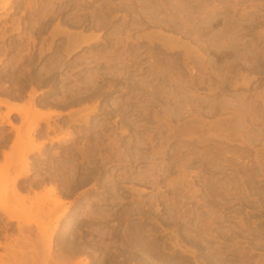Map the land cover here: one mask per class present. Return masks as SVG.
Instances as JSON below:
<instances>
[{
	"label": "rangeland",
	"instance_id": "obj_1",
	"mask_svg": "<svg viewBox=\"0 0 264 264\" xmlns=\"http://www.w3.org/2000/svg\"><path fill=\"white\" fill-rule=\"evenodd\" d=\"M0 100V264H264V0H0Z\"/></svg>",
	"mask_w": 264,
	"mask_h": 264
},
{
	"label": "bare ground",
	"instance_id": "obj_2",
	"mask_svg": "<svg viewBox=\"0 0 264 264\" xmlns=\"http://www.w3.org/2000/svg\"><path fill=\"white\" fill-rule=\"evenodd\" d=\"M29 105L30 106L26 109V113L24 114L27 121H30V117L28 115L34 114V115H40L41 116V111H40V109L38 107H34L32 102H30ZM0 106L8 108L7 114H5L4 117L1 119L2 122H0V126L3 123L7 122V125L10 126L12 129H15L17 131L20 130L21 128L14 126L13 123L9 119L10 115L12 113H14V112H17V111L13 107L9 106V104L7 102L2 101V100H0ZM46 119H47L46 117H41L40 118V120H42V121L46 120ZM39 126L40 125H39L38 122L36 124H34L31 127V129H30L31 133L36 132L38 130ZM3 156H4V159H5V162L2 164V167L0 169V185L2 183H4V182H8L9 181V178H10V175H11V172H12V169H13V166H12L11 161H10V153L4 151ZM21 178H22L21 176L16 178L13 181V188L10 189V190L6 189V192L3 193L2 196H0V204L6 198V196L8 195L9 192L16 193L15 186L17 185V183L19 182V180ZM2 212H4V210H2ZM13 245L14 244L11 242V243H6L3 247L5 248L6 251H8V252L11 251L12 252V247H14ZM0 246H1V244H0ZM2 258L3 257L1 256V259ZM1 264H5V262L2 261Z\"/></svg>",
	"mask_w": 264,
	"mask_h": 264
},
{
	"label": "crops",
	"instance_id": "obj_3",
	"mask_svg": "<svg viewBox=\"0 0 264 264\" xmlns=\"http://www.w3.org/2000/svg\"><path fill=\"white\" fill-rule=\"evenodd\" d=\"M2 101H5L9 104V106L13 107L14 109H19V106L21 105L20 102H15V101H7V100H2ZM6 108V107H5ZM8 110V108H7ZM42 112L44 114H48L50 113V118L51 119H55L57 118L58 116L55 114L56 112H58V110L56 108H45V109H42ZM7 124V122H5ZM4 124V123H3ZM3 124L0 126V128L3 126Z\"/></svg>",
	"mask_w": 264,
	"mask_h": 264
}]
</instances>
